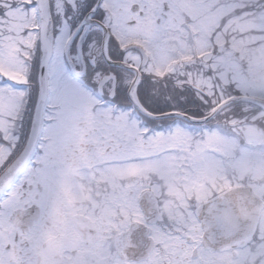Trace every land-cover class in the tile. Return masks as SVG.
<instances>
[{"label": "snow or ice", "instance_id": "6c2138e0", "mask_svg": "<svg viewBox=\"0 0 264 264\" xmlns=\"http://www.w3.org/2000/svg\"><path fill=\"white\" fill-rule=\"evenodd\" d=\"M258 176L264 0H0V264H264Z\"/></svg>", "mask_w": 264, "mask_h": 264}, {"label": "water", "instance_id": "95a60500", "mask_svg": "<svg viewBox=\"0 0 264 264\" xmlns=\"http://www.w3.org/2000/svg\"><path fill=\"white\" fill-rule=\"evenodd\" d=\"M236 193L230 194V199H237ZM263 206L260 205L257 196L253 189H249L243 196V199L239 201L238 211L235 213H228L225 215V219L229 222L251 220L256 214L262 212Z\"/></svg>", "mask_w": 264, "mask_h": 264}, {"label": "flooded vegetation", "instance_id": "af4514ba", "mask_svg": "<svg viewBox=\"0 0 264 264\" xmlns=\"http://www.w3.org/2000/svg\"><path fill=\"white\" fill-rule=\"evenodd\" d=\"M60 215H61L60 206L57 204V206L54 209V219L58 220L60 218ZM54 227L55 225L53 226V228H48V227L42 228V235L40 238V242L36 247L34 253L36 264H43V256H44L43 249H47L48 251H52V252H57L58 254V249L56 248V236L54 234ZM60 234L63 238L65 239L68 238L67 232L62 231Z\"/></svg>", "mask_w": 264, "mask_h": 264}, {"label": "rangeland", "instance_id": "374dc122", "mask_svg": "<svg viewBox=\"0 0 264 264\" xmlns=\"http://www.w3.org/2000/svg\"><path fill=\"white\" fill-rule=\"evenodd\" d=\"M256 180L258 181V182H260V181H264V176H258V177H256ZM257 190V189H256Z\"/></svg>", "mask_w": 264, "mask_h": 264}]
</instances>
